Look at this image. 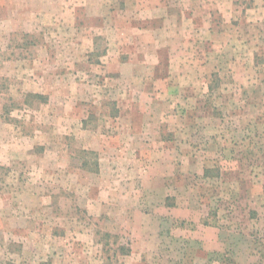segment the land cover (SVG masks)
<instances>
[{"label":"rangeland","instance_id":"1","mask_svg":"<svg viewBox=\"0 0 264 264\" xmlns=\"http://www.w3.org/2000/svg\"><path fill=\"white\" fill-rule=\"evenodd\" d=\"M0 264H264V0H0Z\"/></svg>","mask_w":264,"mask_h":264},{"label":"trees","instance_id":"2","mask_svg":"<svg viewBox=\"0 0 264 264\" xmlns=\"http://www.w3.org/2000/svg\"><path fill=\"white\" fill-rule=\"evenodd\" d=\"M128 251H130V250H128Z\"/></svg>","mask_w":264,"mask_h":264}]
</instances>
